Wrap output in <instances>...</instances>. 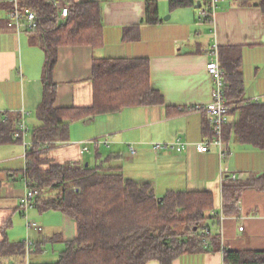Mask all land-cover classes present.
I'll return each mask as SVG.
<instances>
[{
    "label": "crops",
    "instance_id": "crops-1",
    "mask_svg": "<svg viewBox=\"0 0 264 264\" xmlns=\"http://www.w3.org/2000/svg\"><path fill=\"white\" fill-rule=\"evenodd\" d=\"M58 1L67 5L69 0ZM70 1L101 5L102 39L95 47L83 44L58 48L52 75L55 108L92 105L94 59L147 60L151 86L161 94L163 105L130 107L72 123L67 141L41 149L50 164L117 168L125 179L149 183L157 196L170 191L212 192L214 214L222 210L223 170L227 171L225 176L235 174L242 181L264 174V149L242 143L234 132L240 108L264 106L262 9L236 0H218L213 22L209 23L198 17L199 9L209 0ZM149 2L156 4V23L145 21ZM197 2L201 3L199 9L195 8ZM9 6L8 0H0V243L6 238L23 248L24 240L29 239L34 249L29 257L25 248L21 257L2 256L0 264H48L57 261L66 244L76 238L77 224L58 211L41 212L34 206L24 212L21 206L27 191L25 155L33 143V131L40 125L37 110L43 98L44 53L32 42V33L18 34L7 26ZM58 22L64 24L66 19L58 15ZM232 54L240 60L243 94L239 109L229 106L222 135L227 156L221 160L214 145L206 153L195 150L194 144L211 140L212 133L206 114L188 108L211 102L215 84L206 65L217 59L223 70ZM181 107L187 109L181 112ZM22 120L29 132L16 139L14 133ZM176 139L188 143L189 148L162 154L149 149L152 142ZM129 145L137 148L135 155L129 153ZM84 146L88 151H82ZM27 222L38 224L42 230L28 229ZM210 231L220 236L219 250L185 253L171 264H226L224 250L264 251V192L244 191L236 214L223 215ZM146 264L160 263L151 260Z\"/></svg>",
    "mask_w": 264,
    "mask_h": 264
},
{
    "label": "trees",
    "instance_id": "trees-1",
    "mask_svg": "<svg viewBox=\"0 0 264 264\" xmlns=\"http://www.w3.org/2000/svg\"><path fill=\"white\" fill-rule=\"evenodd\" d=\"M236 1L264 11V0ZM18 5L21 11L31 10L36 14L37 28L30 33L32 42L44 53L43 98L37 110L40 125L33 131V144L25 157L26 185L33 191L31 205L41 212H61L77 224L76 238L66 244L57 261L48 264H146L151 260L171 264L185 253L219 250V234L212 231L205 234L220 219V212L213 213L212 192L170 191L157 196L149 183L125 179L120 169L74 163L52 165L43 157L44 145L68 140L72 123L130 107L160 106L163 98L151 86L147 60L94 59L92 105L55 108L52 75L58 48L83 44L95 47L101 43V5L67 1L69 12L64 24L58 22L52 2L18 0ZM145 21L157 22V7L153 2L147 4ZM234 54L223 65L224 99L228 106L239 109L243 84L240 60ZM240 113L234 125L238 139L264 149V106L243 107ZM246 190L264 192V174L245 181L225 176L220 188L224 216L236 214L237 204ZM205 239L208 246L204 245ZM20 246L10 244L5 238L0 243V257L10 254L21 257L24 247ZM224 261L264 264V251L224 250Z\"/></svg>",
    "mask_w": 264,
    "mask_h": 264
},
{
    "label": "built area",
    "instance_id": "built-area-1",
    "mask_svg": "<svg viewBox=\"0 0 264 264\" xmlns=\"http://www.w3.org/2000/svg\"><path fill=\"white\" fill-rule=\"evenodd\" d=\"M46 1L53 3L61 19L67 18L69 12V8L67 5L62 4L58 0H46ZM217 1L218 0H209L204 8L199 9L198 11L199 20L209 23L213 22L215 11L217 9ZM8 2L11 5V8L7 11V15H6L7 26L9 28L14 29L18 34L30 33L37 28V24H38L37 17L33 11L31 10L25 12L21 11L19 9L18 0H8ZM214 53H216L215 50H213V54ZM206 70L207 73L210 75V77L213 79L215 84V88L213 89L212 92V100L206 106L189 107L188 110L196 109L203 111L206 114L207 122L210 126L212 133V139L209 141L196 143L194 144V148L199 153H206L209 150L210 145H214L218 148L219 157L222 160L227 156V151L223 146L222 135H223V128L227 122V116L230 111L229 106L227 105L224 99L225 74L221 69V67L219 66L217 59L215 61L209 62L206 65ZM185 109L187 108L181 107L180 111L182 112ZM28 132L29 131L26 126V123L24 120H22L18 124V127L14 133V137L16 139H21L22 137H24V135H27ZM107 143L108 142L106 138L104 140V144L107 145ZM188 148H189V144L183 142L180 139H176L171 142H152L149 144V149L156 154L171 153V152L181 153L187 150ZM82 151L83 152L88 151L87 146H84ZM128 151L131 155H135L137 153V148L135 147V145H129ZM226 173H227L226 170L222 171V181L224 180ZM228 177H230L231 179H236L235 174H232ZM32 198H33V191L27 188V191L21 200V206L24 212L32 207L31 205ZM219 215L221 221L223 219V214L221 211ZM26 227L28 229H33L34 231H38V232L42 230L41 227L34 222H27ZM208 232H210V230L206 229L205 234H207ZM208 244H209L208 239H205L204 245L208 246ZM23 245L25 248V254L27 257H29L34 249L33 242L29 239H25ZM25 264H30V263H27L26 261Z\"/></svg>",
    "mask_w": 264,
    "mask_h": 264
},
{
    "label": "water",
    "instance_id": "water-1",
    "mask_svg": "<svg viewBox=\"0 0 264 264\" xmlns=\"http://www.w3.org/2000/svg\"><path fill=\"white\" fill-rule=\"evenodd\" d=\"M201 6V3L200 2H197V5L195 6L196 9H199Z\"/></svg>",
    "mask_w": 264,
    "mask_h": 264
},
{
    "label": "rangeland",
    "instance_id": "rangeland-1",
    "mask_svg": "<svg viewBox=\"0 0 264 264\" xmlns=\"http://www.w3.org/2000/svg\"><path fill=\"white\" fill-rule=\"evenodd\" d=\"M48 248L50 249V246H48ZM56 251V250H55ZM51 260H54V259H56V258H50Z\"/></svg>",
    "mask_w": 264,
    "mask_h": 264
},
{
    "label": "bare ground",
    "instance_id": "bare-ground-1",
    "mask_svg": "<svg viewBox=\"0 0 264 264\" xmlns=\"http://www.w3.org/2000/svg\"><path fill=\"white\" fill-rule=\"evenodd\" d=\"M19 124V123H18Z\"/></svg>",
    "mask_w": 264,
    "mask_h": 264
}]
</instances>
